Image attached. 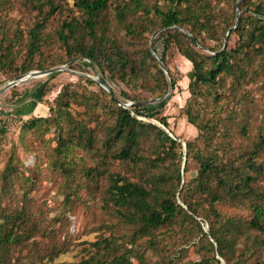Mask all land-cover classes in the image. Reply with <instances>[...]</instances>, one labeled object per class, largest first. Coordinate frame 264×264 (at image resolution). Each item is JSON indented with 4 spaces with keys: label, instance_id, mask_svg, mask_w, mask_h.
<instances>
[{
    "label": "rangeland",
    "instance_id": "1",
    "mask_svg": "<svg viewBox=\"0 0 264 264\" xmlns=\"http://www.w3.org/2000/svg\"><path fill=\"white\" fill-rule=\"evenodd\" d=\"M76 1L55 0L58 11L46 16L35 9L32 0H0V56L5 62L0 66V90L22 76L24 67H32L30 72L64 68L32 78L0 95V232L12 231L14 237L22 236L20 241L12 240L0 246L3 264H82L96 252L99 259L109 260L127 254L135 264L137 256L144 257L150 264L169 259L171 264H207L205 259L215 264L214 252L208 250V241H214L209 234V224L202 219L197 218L207 239L198 225L189 224L184 228L172 225L154 232L156 244L153 246L149 238L133 241V227L107 207L112 174L149 185L154 176L174 172L171 164L159 160L162 145L153 129L141 137L133 161L112 158L105 144L109 128L115 125L117 106L131 110L133 98L141 99L152 106L153 114L158 116L156 106L161 108L167 102L162 115L168 116L170 128L167 129L182 141L179 143L183 146V142L194 141L198 136L187 123L182 109L190 97L187 90L190 63L176 46L168 51L167 64L178 85L170 95L168 91L161 94L163 80L150 59L146 63L145 87H141V81L130 77H125V81L118 75L112 77L115 74L110 72V66L115 63L113 47L116 45L130 59L139 60L146 50L151 52L150 43L160 24L152 14L150 31L128 34L115 3L121 6V2L129 0H110L109 8L97 17L95 38L82 29L83 24L76 32L88 46L98 44L99 38L105 36L103 48L111 59L105 63L101 58L105 72L86 58L72 61L76 53L67 47L60 32L63 29L67 32L65 25L73 19L82 23L86 18L77 10ZM143 1L152 10L159 7L166 11L171 5L165 0ZM204 1L211 22H222L217 40L201 35L205 46L220 48L227 40L229 50L243 47L244 41L238 34L227 37V30L237 24L240 15H253L248 10L249 5L240 7L241 0ZM44 10L47 12L48 7ZM139 16V13L129 15L126 22L139 28L143 24ZM36 29L40 37L39 50L32 56V32ZM251 29L246 24L242 33ZM204 53L212 54L209 50ZM238 68L241 71H236ZM98 77L108 82L122 105L93 80ZM87 79L95 84L88 83ZM151 89H155L156 94L153 95ZM202 93L198 104L202 119L218 122L221 132L211 131L210 141H198V148L206 155L235 160L239 165L242 154L249 155L264 140V53L244 48L235 56L233 75L221 74L218 82L203 87ZM160 98L164 99L155 101ZM152 100L154 102L146 103ZM38 118L47 119L32 127L33 120ZM139 119L160 127L154 118ZM80 126L85 127V133L75 129ZM89 134L93 138L92 146ZM59 136L69 141L63 153L55 150ZM185 151L183 146L182 152ZM254 160L262 168V174L253 186L264 194V146ZM56 164H62L68 173L58 170ZM181 167L183 171L184 160ZM187 168L180 191L185 182L196 178L199 166L189 159ZM179 192L177 201L182 204ZM250 206V202L223 203L217 208L225 217L249 219ZM255 234L253 232L252 236ZM103 239L111 240L117 250L105 253L102 247L93 245ZM247 260L249 264H262L264 250H257V254Z\"/></svg>",
    "mask_w": 264,
    "mask_h": 264
},
{
    "label": "trees",
    "instance_id": "2",
    "mask_svg": "<svg viewBox=\"0 0 264 264\" xmlns=\"http://www.w3.org/2000/svg\"><path fill=\"white\" fill-rule=\"evenodd\" d=\"M32 1L35 9L46 16L53 15L59 9L55 0ZM165 1L171 4L166 11L159 7L152 10L143 3V0H129L128 2H121V6H117L116 3L115 5L119 17L125 23L128 34H145L150 31L149 22L152 19V14L160 20V24L155 30L156 32L159 29L162 31L155 38L154 46L157 56L168 68L170 74L167 53L173 45L177 47L181 56L190 63L191 68L187 75L189 78L187 90L190 97L182 109L187 123L195 132L197 131L198 136L194 141L185 142L186 151L184 155L183 146L179 143L178 138L173 139L155 124L146 123L139 119V117L154 118L161 125L170 128L168 116L162 115L163 107L167 102L161 108L156 106L158 116L153 114L152 106L143 104L144 100L141 99L133 98L134 104L131 110L117 106L115 125L109 128V138L105 144L106 148L111 151L112 158L118 161H133L141 137L153 129L162 145L163 154L159 160L171 164L174 172L172 174L163 172L154 176L149 185H141L129 181L126 177L112 174L109 178L107 207H110L112 212L123 219L127 225L133 227V241L136 238H149L150 244L153 246L156 244L154 232L172 225H179L181 228L189 224L198 225V229L207 239L206 233L197 220L200 218L209 224V234L214 242L208 241L210 245L208 250L214 252L212 261L215 264H223L221 259L226 264H249L248 257L251 258L257 254V250L259 252L264 250V194L257 192L253 186L258 180V175L262 174V168L256 164L254 159L261 147L264 146V140L262 139L258 147L249 155L242 154L243 160L239 165L235 163V160L225 161L219 156L206 155L198 148L197 142L200 140L210 141L209 133L211 131L220 133L221 128L218 122L202 119L198 104L203 95V87L216 84L221 74L233 75L235 56L241 50L251 47L257 52L264 53V0H241L239 6L249 5L248 10L255 16L240 15L237 18V24H233L227 30V37L236 33L239 39L244 41L243 47L237 46L234 50H229L227 46L223 48L224 45L220 48L206 47L204 38H200L201 35L205 34L209 36L210 40H217L216 35L219 26L222 25V22H211L208 18L209 13L204 0ZM109 3L110 0H77L76 8L80 13L86 15V18L83 19L82 23L73 19L65 25L67 32L64 29L60 32V37L67 47L76 53L72 61L86 58L103 72H105L103 68L105 64L101 58L105 63L111 60L103 48L105 36L99 38L98 44L88 46L83 42V38L76 36V32L83 24L82 29L88 32L92 38H95L97 17L109 8ZM46 6L48 7L47 12L44 10ZM138 13L143 23L138 26L139 28L132 22H126L129 15ZM246 24L252 29L243 34L242 31L245 30ZM32 37L30 53L34 56L39 50L37 44L40 40L38 29L32 32ZM191 37L195 38L200 47L196 46ZM113 49L115 63L112 64L113 67L110 66V72L115 74H112V77L118 75L122 81H125V77H130L135 81H141V87H145L146 63L147 59H150L163 80L161 94L164 95L169 91L170 80L149 50H146V53L139 60H133L116 45ZM205 50H209L212 54H205ZM1 57L0 66L5 65ZM31 70L32 67L29 66L22 68V76ZM236 71H241V69L238 68ZM171 77L175 91L178 87L177 81L172 74ZM87 82L92 85L95 84L90 79H87ZM149 91L153 95L156 94L155 89ZM111 102L113 103V101ZM46 119L33 120L32 127L37 126L40 121H46ZM75 129L79 130L80 133L82 131L85 133L84 126ZM88 141L92 146L91 134H89ZM68 143L66 137L59 136L58 146L55 148L57 153H63V150L68 148ZM184 157L185 167L183 170L185 174L188 172L189 159L196 161L199 169L196 178L190 182H185L180 191L183 183L181 164ZM56 167L63 173H68L62 164H56ZM178 192L182 204L177 201ZM245 202H250L252 209V215L249 219L225 217L217 208L219 204L223 203L238 204ZM253 232L256 233L254 236H252ZM21 237L19 235L14 237L12 231L0 232V246L7 244L8 241H20ZM93 245L97 248L102 247L105 253L112 254L117 250L109 239L99 240ZM130 252L133 253L134 250L131 248ZM98 253L96 252L95 255L84 260L82 264H135L127 254L109 260L99 259ZM137 260L136 264H150L146 262L144 257L137 256ZM204 261L210 264L207 259ZM0 264H3L1 255ZM154 264H171V260H160ZM256 264L260 263L256 262Z\"/></svg>",
    "mask_w": 264,
    "mask_h": 264
},
{
    "label": "water",
    "instance_id": "3",
    "mask_svg": "<svg viewBox=\"0 0 264 264\" xmlns=\"http://www.w3.org/2000/svg\"><path fill=\"white\" fill-rule=\"evenodd\" d=\"M162 30H159L157 31L153 37H152V40H151V43H150V50H151V53L153 55V57L157 60V62L159 63L161 69L164 71V73L166 74V76L168 77V79L170 80V83H171V86H170V89L167 93V95H170L171 93L174 92V85H173V81H172V77H171V74L168 70V68L165 66V64L163 62H161V60L159 59V57L157 56L156 54V51H155V46H154V40L155 38L157 37V35L161 32ZM184 31V30H183ZM185 32V31H184ZM191 36V35H189ZM191 39L193 40V42L196 44V46H199V44L197 43V41L195 40L194 37H191ZM227 46V40H225V43H224V47L223 48H226ZM200 47V46H199ZM64 68L62 67H58V68H54V69H51V70H47V71H32L26 75H23L21 77H18L16 79H14L13 81L9 82L8 84H6L1 90H0V95L2 93H4L5 91L9 90L10 88L16 86V85H19V84H23L27 81H29L30 79L32 78H36V77H41V76H45V75H49V74H54V73H57L61 70H63ZM94 81H96L98 84H100V86H102L106 91H108V93L112 96L113 100H115L119 105H122L121 102L117 99V97L115 96V92L113 91V89L111 88V86L108 84V82L102 78V77H98L96 79H93ZM164 98H160V99H157L155 101H161L163 100ZM154 102V100L152 101H148L146 103H152ZM143 104H145L143 102ZM133 105V104H130V106ZM160 127L161 129H163L171 138L173 139H176L171 133L170 131L163 125L160 124ZM179 142H182L181 140L178 139ZM183 146L184 148H186V143L183 142ZM184 155H185V152H184ZM184 161H185V158H184ZM184 170L182 171V177L184 176Z\"/></svg>",
    "mask_w": 264,
    "mask_h": 264
},
{
    "label": "crops",
    "instance_id": "4",
    "mask_svg": "<svg viewBox=\"0 0 264 264\" xmlns=\"http://www.w3.org/2000/svg\"><path fill=\"white\" fill-rule=\"evenodd\" d=\"M190 70V69H189Z\"/></svg>",
    "mask_w": 264,
    "mask_h": 264
}]
</instances>
